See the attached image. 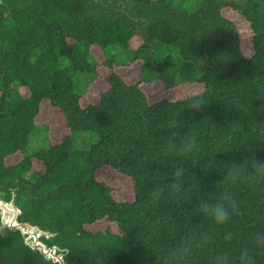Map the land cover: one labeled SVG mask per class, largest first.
Here are the masks:
<instances>
[{
  "label": "trees",
  "instance_id": "16d2710c",
  "mask_svg": "<svg viewBox=\"0 0 264 264\" xmlns=\"http://www.w3.org/2000/svg\"><path fill=\"white\" fill-rule=\"evenodd\" d=\"M7 1L16 3L0 6V188L21 186L20 220L79 233L97 250L94 264H216L225 254L241 264L253 234L264 231V180H253L251 168L264 161V0H133L131 9ZM225 8L250 24L251 57ZM137 62L144 74L129 84L116 68ZM98 66L109 71L108 88L89 96ZM153 74L165 92L176 81L203 91L151 103L142 85H153L145 79ZM193 97L205 103L199 111L190 109ZM47 113L66 131L58 142L53 125L37 122ZM40 127L46 139L33 150ZM76 134L97 141L75 151ZM186 134L196 138L193 152L170 155L169 140ZM178 167L186 174L177 193L167 186ZM101 171L130 181L134 201H117ZM157 186L165 192L153 201ZM204 203H226L228 222L218 225ZM103 220L118 232L86 229Z\"/></svg>",
  "mask_w": 264,
  "mask_h": 264
},
{
  "label": "water",
  "instance_id": "95a60500",
  "mask_svg": "<svg viewBox=\"0 0 264 264\" xmlns=\"http://www.w3.org/2000/svg\"><path fill=\"white\" fill-rule=\"evenodd\" d=\"M100 6L132 8L133 0H89ZM16 1L0 0L12 9ZM127 12V11H126ZM21 186L0 188V264H94L97 250L81 240L79 233L44 229L21 221L24 212L17 204ZM102 259L100 258V261Z\"/></svg>",
  "mask_w": 264,
  "mask_h": 264
},
{
  "label": "rangeland",
  "instance_id": "374dc122",
  "mask_svg": "<svg viewBox=\"0 0 264 264\" xmlns=\"http://www.w3.org/2000/svg\"><path fill=\"white\" fill-rule=\"evenodd\" d=\"M223 16L232 21L241 37V48L243 51V54L246 57H251L254 53L253 50V33L250 27V24L237 12L225 8L223 10ZM92 55L95 58V60L98 63H102L104 61L103 54L101 50L98 47H94L92 49ZM116 70L127 80L129 84L137 83L143 76V72L141 70V62H137L133 65L132 68L129 69H121L116 68ZM108 70L106 68H103L101 66L97 67V73L98 76L96 80L88 85L87 91H89V96H91V93L94 92H104L107 90L108 86L106 84L105 78L108 75ZM189 72V71H188ZM198 73V71H195ZM190 73V72H189ZM167 79L170 80V76L166 75ZM174 79L176 78V75H172ZM147 80V84L153 83V85L146 86L145 84L142 85V90L148 95L150 102L155 103L157 101H160L162 98L167 97L170 100H182L189 98L191 96L197 95L203 91V86L192 83V82H181L179 81L175 82V87H173L169 90V92H165L163 89L164 83L162 80H160L155 74L148 75L145 77ZM166 79V78H165ZM177 83V84H176ZM86 88V87H85ZM85 88L82 89L85 90ZM46 116H39L38 117V124L42 125L44 123H49L54 126L53 134L55 136V139L58 141L61 140V138L64 137L66 134V131L63 129L62 125L59 123V120L54 116L52 113H47ZM36 134L32 140L31 147L33 150H37L39 146L42 144V142H45V132L44 128L40 127L35 130ZM74 146L73 149L75 151H82L87 150L92 144H94L97 141L96 135H90V134H76L74 135ZM42 139V140H41ZM32 151V150H31ZM34 170L35 171H42L44 170V166L42 163L38 162L37 160H34ZM97 178L100 181H105L108 183L109 186L113 188V196L114 198L119 202H132L134 201V190L133 186L130 183V181L119 178L117 175L111 174L107 171H101L97 173ZM110 227L114 232H118V229L115 224L110 223L107 220H103L99 222L97 225L93 226H87L86 229L90 232H98V231H105L106 228Z\"/></svg>",
  "mask_w": 264,
  "mask_h": 264
},
{
  "label": "clouds",
  "instance_id": "9594fccd",
  "mask_svg": "<svg viewBox=\"0 0 264 264\" xmlns=\"http://www.w3.org/2000/svg\"><path fill=\"white\" fill-rule=\"evenodd\" d=\"M202 99L193 97L190 104V109L194 112L199 111L203 105ZM196 148V138L194 135L186 134L183 139L176 140L175 138L170 139L168 142V153L177 157H186L191 154ZM252 178L253 180H264V161L254 160L251 163ZM186 169L184 167H178L174 173L171 183L167 186L168 188L179 192L183 186ZM193 178L195 176L193 175ZM165 192V188L161 186L155 187L150 193V197L153 201H159ZM225 202L230 200V197H224ZM233 210L235 205L232 204ZM202 211L209 215L218 225L225 224L230 219L229 208L226 203H204L201 206ZM264 255V231H257L252 236V243L250 246L244 248L240 254L241 264H257V258ZM216 264H229V258L227 254L218 256L216 258Z\"/></svg>",
  "mask_w": 264,
  "mask_h": 264
}]
</instances>
